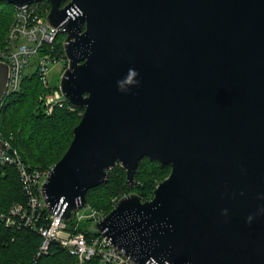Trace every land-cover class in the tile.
<instances>
[{
    "label": "water",
    "instance_id": "1",
    "mask_svg": "<svg viewBox=\"0 0 264 264\" xmlns=\"http://www.w3.org/2000/svg\"><path fill=\"white\" fill-rule=\"evenodd\" d=\"M47 1L55 86L84 109L42 185L50 212L74 220L117 163L133 186L149 157L172 167L153 197L91 229L133 264H264V0ZM9 76L0 60V106Z\"/></svg>",
    "mask_w": 264,
    "mask_h": 264
},
{
    "label": "trees",
    "instance_id": "2",
    "mask_svg": "<svg viewBox=\"0 0 264 264\" xmlns=\"http://www.w3.org/2000/svg\"><path fill=\"white\" fill-rule=\"evenodd\" d=\"M66 3L64 1L62 5ZM15 11L14 4L0 0V46L6 43ZM57 44L58 51L65 54L64 39H59ZM67 65L66 59L65 68ZM50 90L38 73L27 74L20 88L6 95L1 103L0 136L3 140H11L31 169H50L62 158L84 111L82 108L72 109L69 103H65L56 105L52 112L47 113L41 97ZM171 169L169 164L145 157L139 161L135 172L136 184L131 186L126 169L117 163L109 171L107 182L88 190L87 205L91 211L106 215L122 196L131 192L138 193L143 201L148 200ZM28 200L18 167L15 164L0 166V212L7 213L16 204L28 208ZM41 212V224L48 223L45 218L50 210L45 206ZM94 220L92 216L80 218L77 214L74 220L66 222L69 231L83 232L91 238L100 235L90 228ZM41 241V234L32 227L8 226L0 221V264H76V257L58 241L51 243L47 253L39 255Z\"/></svg>",
    "mask_w": 264,
    "mask_h": 264
},
{
    "label": "built area",
    "instance_id": "3",
    "mask_svg": "<svg viewBox=\"0 0 264 264\" xmlns=\"http://www.w3.org/2000/svg\"><path fill=\"white\" fill-rule=\"evenodd\" d=\"M48 3L47 0H42L16 7L6 43L0 46V60L7 62L10 66L6 95L20 88L25 75L36 72L40 75L45 87L51 88L41 97L46 105L47 113H50L56 105L62 106L68 102L60 88L49 83L50 64L60 60L66 62L67 58L57 48L61 28L53 26L47 21L51 9ZM30 67H33L34 70L26 72V69ZM69 106L72 109L76 108L72 105ZM5 164H15L18 167L29 200L28 208L16 204L7 213L0 212V221L5 222L8 226L26 225L37 230L42 236L39 255L47 253L51 243L58 241L70 254L76 257V264H133L118 252L104 236L88 238L83 232L69 231L66 220L57 212H51L45 218L48 223L41 224V210L47 206L43 198L42 185L52 167L44 170L29 168L10 139L4 140L0 152V166ZM77 214L80 218L86 217H83L79 211ZM88 216L100 219L104 215L92 210ZM148 264L156 263L149 262Z\"/></svg>",
    "mask_w": 264,
    "mask_h": 264
},
{
    "label": "rangeland",
    "instance_id": "4",
    "mask_svg": "<svg viewBox=\"0 0 264 264\" xmlns=\"http://www.w3.org/2000/svg\"><path fill=\"white\" fill-rule=\"evenodd\" d=\"M68 1H67V3H68ZM62 6H64V5H62ZM65 38H66V33L61 32L60 35H59V39L63 40ZM33 70H34V68L30 67V68L26 69V72L33 71ZM64 70H65V61L64 60H60V61H57V62H52L50 64V71L48 73V77H49V83L52 86H55L56 84H59L61 76H62V73H63ZM90 212H91V208L88 207V205H86L85 207H83V208H81L79 210V213L82 214L83 217L84 216H88L90 214Z\"/></svg>",
    "mask_w": 264,
    "mask_h": 264
},
{
    "label": "clouds",
    "instance_id": "5",
    "mask_svg": "<svg viewBox=\"0 0 264 264\" xmlns=\"http://www.w3.org/2000/svg\"><path fill=\"white\" fill-rule=\"evenodd\" d=\"M118 83H120V82H118Z\"/></svg>",
    "mask_w": 264,
    "mask_h": 264
},
{
    "label": "bare ground",
    "instance_id": "6",
    "mask_svg": "<svg viewBox=\"0 0 264 264\" xmlns=\"http://www.w3.org/2000/svg\"><path fill=\"white\" fill-rule=\"evenodd\" d=\"M84 112V111H83Z\"/></svg>",
    "mask_w": 264,
    "mask_h": 264
},
{
    "label": "flooded vegetation",
    "instance_id": "7",
    "mask_svg": "<svg viewBox=\"0 0 264 264\" xmlns=\"http://www.w3.org/2000/svg\"><path fill=\"white\" fill-rule=\"evenodd\" d=\"M62 32V31H61Z\"/></svg>",
    "mask_w": 264,
    "mask_h": 264
}]
</instances>
